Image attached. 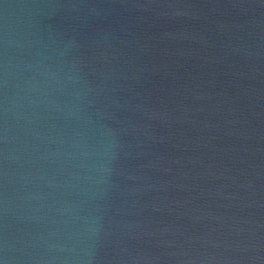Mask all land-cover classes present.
<instances>
[{"label":"water","instance_id":"1","mask_svg":"<svg viewBox=\"0 0 264 264\" xmlns=\"http://www.w3.org/2000/svg\"><path fill=\"white\" fill-rule=\"evenodd\" d=\"M0 264H264V0H0Z\"/></svg>","mask_w":264,"mask_h":264}]
</instances>
